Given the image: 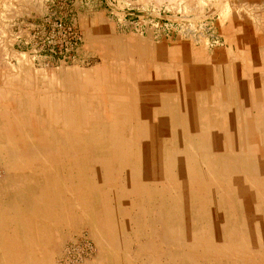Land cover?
<instances>
[{
    "label": "rangeland",
    "instance_id": "374dc122",
    "mask_svg": "<svg viewBox=\"0 0 264 264\" xmlns=\"http://www.w3.org/2000/svg\"><path fill=\"white\" fill-rule=\"evenodd\" d=\"M58 19H62L66 26L77 34L78 43L73 48L69 45L62 54L58 51L52 54L45 53L39 47L40 43L46 36L50 39L52 36H58ZM261 39L264 40V0H0V210L5 207L9 212L13 210L12 214L16 215L20 209L32 214L40 208L36 197L32 194L37 189H33L31 169L27 168L31 157H24V153L28 151V143L37 142L51 146L55 143L53 133L64 137L62 132L67 133L68 130L73 135H91L99 138L98 142L100 144L102 142L104 150L108 151L107 147L113 146L114 150L109 153H118L123 159L124 146L116 143L118 141L115 142L114 136L118 135L126 141L130 130L136 127L133 143L144 146L140 151L141 156L147 154L150 149L147 146L148 129L153 126L156 133L162 134L163 125L173 124L172 119L180 125L175 117L157 118L160 107L173 104L179 95L186 96L185 100H191L194 104L196 98L194 95L197 94L199 95L197 100L201 98L200 104L202 106L205 104V96L212 93V90L211 85L205 86L201 82V72L204 68L209 69L214 81L213 87L216 86L219 90L223 88L232 92L231 88L237 90L236 88L250 87V82H245L244 87L242 86L244 81L237 78V73L242 71L253 78L256 69L264 70V42H260ZM181 54L191 56L184 59ZM192 54L202 55L205 59L197 60ZM258 56L263 60H259ZM18 58L24 60L35 73L40 75L32 85L28 84L27 64L19 63ZM139 75H142L143 79L136 82ZM146 75L156 76L158 87L167 88L164 100L155 98L147 100V97L141 96L140 88L151 89L144 78ZM124 76L126 80L123 83L118 82L122 87L121 92L116 91L113 85ZM13 79L16 83H13ZM195 81L202 83L197 91H195L197 87L193 85ZM256 84L258 85V82ZM87 86L89 87L86 88ZM135 86L139 89L136 92L131 91ZM95 87L102 90L95 91L93 90ZM176 89L178 92L175 91ZM228 95L234 98L231 94ZM14 97L23 99L18 110L8 107ZM27 98L45 102L41 105L42 108L38 106L31 108L26 105ZM231 102L233 106H238L235 98ZM66 103L68 104L65 105ZM113 105L120 110L126 106L129 109L132 107V111L135 110L134 115L132 111L130 112L133 116L130 114L120 116L117 121L120 125L117 124V134H115V124L106 115L107 108ZM227 107L225 105V108ZM179 109L176 104L174 113L177 114ZM188 109L186 107V111ZM214 111L217 112L215 109ZM137 113L146 118H141L135 124L137 119H140ZM83 114L88 116L90 124L81 122ZM147 118L149 120H144ZM145 121L148 123H144ZM131 123L134 124L130 129ZM225 135L224 127L220 130V136L224 139ZM177 137L181 138L179 133ZM208 138L202 140L199 143L202 145L197 147L206 154H214L217 150L212 139ZM8 139L12 141L9 142ZM138 139H141L139 143H137ZM175 139L176 136L171 134L168 144L176 146ZM8 142L11 144L9 145ZM190 142L195 144L194 140ZM12 144L16 145L15 148H12ZM84 144L75 146L71 150L64 147L59 148L61 152L57 150L60 158L63 156L64 160L71 159L77 163L78 166L76 165L73 170L74 176L82 175L77 152L82 155L86 153L91 164L100 161L101 147L96 143ZM5 155L8 160L5 159ZM216 155L219 156L217 158L219 160L221 153L218 152ZM217 156L212 158L216 159ZM19 160L24 162L25 165H22L24 167L19 165ZM144 160L146 161L147 158ZM132 161L127 163L131 171L135 166V162ZM8 163L9 165H6ZM146 163H149L148 160ZM122 165L125 167L126 162H122ZM99 166V171L94 172V180L103 176V180L108 184L106 186L117 185L115 181L119 178L116 176L120 173L117 171L116 174L113 173L114 168L108 165L99 164ZM52 168L53 166H45L43 173L41 172L48 186L70 174L61 165L53 168V171ZM120 170L122 172V166ZM136 177L137 175H134L133 179ZM90 187L93 188L92 185ZM44 199L41 207L45 209L44 212L54 216L57 211L60 219L59 221L57 219L54 228L40 224L34 235L37 237V242L44 239V242L40 240L38 243V254L43 262L47 263L51 259L55 264H127L105 253L101 249V242L86 224H80L78 219L70 221L67 217H63L68 205L56 200L50 193L44 195ZM106 201L105 199L103 202L104 206L108 203ZM49 204L53 205L49 206ZM110 204L112 205L111 202ZM146 207L149 209L148 206ZM101 208L100 204L96 205L97 211ZM52 210L54 213L51 212ZM184 215L186 216V213ZM14 232L16 233V230ZM19 233L21 236V232ZM7 234L5 230L6 247L11 250L7 256L11 258L10 264H16L18 257L13 249V243L11 244L13 238L11 234ZM128 234L132 251L137 252L144 247L145 236L140 234L135 236L131 230H128ZM53 241L56 243L54 244ZM1 251L0 247V264H4L5 255ZM132 264L146 263L134 261Z\"/></svg>",
    "mask_w": 264,
    "mask_h": 264
},
{
    "label": "bare ground",
    "instance_id": "6f19581e",
    "mask_svg": "<svg viewBox=\"0 0 264 264\" xmlns=\"http://www.w3.org/2000/svg\"><path fill=\"white\" fill-rule=\"evenodd\" d=\"M245 40H247V37ZM260 42H264V40L261 39ZM192 55L197 60L205 59L202 55ZM181 56L188 59L191 55L181 54ZM18 59L19 63L27 64L21 58ZM258 59L263 60L259 56ZM26 70L28 84L32 85L33 81H37L40 75L35 73L28 64ZM255 71L254 79L247 74L245 75V72L237 73V78L244 81L242 86L244 87L245 82H250V87L236 88L237 90L231 88L232 92H228L223 88L219 90L216 86L213 87L212 75L209 69L204 68L201 72V82L205 86L211 85L212 93H208L207 90L208 95L205 96L203 106L200 104L201 98L198 101L197 97L199 95L197 96L194 92L196 94V96L194 95V98L196 97L194 104L191 100H185L186 96L181 97L182 95H179L173 104L159 108L157 118L170 116L172 119V117H175L179 120L180 125L175 122V119H172L174 120L173 124L163 125L162 134L158 131L156 133L153 126L148 129L149 143L147 146L150 149L148 153L146 152L147 154L144 153L142 156L144 159L147 158L149 163H146L147 160L145 161L140 155V151L144 146L133 143L136 137V131L134 130L136 127L131 128H133L134 123L130 125L131 130L126 141H123L118 135L114 136L115 142L118 141L116 143L124 146L123 159L120 158L122 156H119L118 153H109L114 150V148L112 149L113 146L107 147L108 151L104 150L102 142L101 144L98 142L99 138L91 135H73L68 130L67 133L62 132L65 135L64 137L53 133L55 143L51 146L37 142L28 143L27 153H22H24V157H31L27 168L31 169V172H29L34 181L33 189H37L32 194H34L33 197H36L40 208L32 214L26 212L25 209H20L16 215L12 214L13 210L9 212L5 207L1 208L0 247L1 252L5 255L3 263H11V258L7 256L11 250L6 247L7 242L5 243L6 230L7 235L11 234L13 238V242H11L12 240L10 242L13 243V249L18 257V259L16 258V264H55L51 259L47 263L42 261L39 257L40 254H38V243L42 239L37 242V237L34 236L37 228H40V224L54 228L57 219L58 221L60 219L55 209V213L53 210L51 211L54 213L53 216L51 213L47 214L44 212L45 209L41 208L45 200L44 195L50 193V195L55 196L56 200L68 205L64 210L65 216L63 217H67L70 221L78 219L77 221L80 224H86L101 242V249L105 253L107 252L109 256L118 258V260H122L127 264H132L134 261L146 264H264V70L259 71L256 69ZM142 77V75L137 76L136 82L142 81ZM144 78L151 89L144 90L140 88L141 96L147 97V100L154 98L164 100L167 88H159V84L156 83L157 77L154 75H146ZM125 80V76L119 78L116 81L117 84H112L113 88L121 92L122 87L118 82L123 83ZM201 82H194L193 85L197 87L196 90L194 89L195 91L198 90L199 85L202 84ZM256 82H258V85ZM13 83H16L14 79ZM96 89L97 91L102 90V88H93L95 91ZM138 89L135 86L131 91L136 92ZM228 94L234 96L238 102L237 107L231 104L234 98H230ZM22 100L20 97H14L8 107L18 110L21 107ZM34 100L27 98V107L34 108L38 106V108H42L41 105L45 101ZM176 104L180 108L177 114L173 111ZM225 105L228 107L225 108ZM186 107L189 108L188 111H186ZM132 110V107L129 109L127 106L122 110L114 105L107 108L106 115L115 124V134L118 133L117 121L120 116L130 114ZM134 112L135 110L132 111L133 115ZM132 114L130 116H133ZM139 115L137 113V117L140 119H137L135 124L141 118H146L144 115ZM81 118V122L84 124L91 123L88 116L83 114ZM148 118L144 120H149ZM213 122H216V124ZM144 123H148V121ZM224 127L226 135L223 139L220 136V130ZM178 133L181 138L177 137ZM171 134L176 136L174 141L176 146L168 144L170 142L168 138ZM207 138L212 139L214 143V148L217 150L214 154H206L201 148L197 147V145L201 146L202 144L199 145V143ZM192 140L196 145L190 142ZM140 141L141 139H138L137 143ZM159 141L162 143L161 145ZM83 143H96L101 147L100 161L97 164H91L86 157V153L82 155L77 152L82 175L74 176L73 170L78 166L77 163L71 159L64 160L63 156L60 158L57 150L60 147L71 150ZM17 145L19 144L17 143ZM114 145L118 146V144ZM14 146L16 145L14 144L12 148ZM79 150L81 151V149ZM218 152L221 153L219 160L217 159L219 156L216 155ZM12 154L14 155V153ZM212 156H217V160L213 159ZM1 158L4 157L1 156ZM15 158L13 159L15 160ZM5 159H7L6 155ZM131 160L135 162L132 171L127 164ZM122 162H126L125 167ZM99 164L114 168L113 173L115 172V174L116 171L120 173L116 176L119 179H115L117 185L106 186L108 184L103 180V176L94 180V172L99 171ZM6 165H9V163ZM19 165L25 164L20 162ZM60 165L70 174L66 175L65 178L63 176L64 179L55 181L52 186L46 185L47 183L42 175L45 166L58 168ZM121 166L123 168L122 172L120 170ZM134 175H137L136 179H133ZM105 199L108 201L106 206L103 205ZM97 204L102 206L99 211L96 209ZM50 209L52 208L50 207ZM184 213H186V216ZM158 222L160 223L158 224ZM8 230L12 231L13 234L12 232L9 233ZM14 230H16V233ZM128 230H131L135 236L140 234L146 237L144 247L137 252L132 251L129 246L131 240L128 237ZM19 232H21V236ZM42 235L44 234L42 233Z\"/></svg>",
    "mask_w": 264,
    "mask_h": 264
},
{
    "label": "built area",
    "instance_id": "2783aa9c",
    "mask_svg": "<svg viewBox=\"0 0 264 264\" xmlns=\"http://www.w3.org/2000/svg\"><path fill=\"white\" fill-rule=\"evenodd\" d=\"M58 27V36H52V39L49 36H46L40 43V48L45 53H57V51L62 54L63 50L68 48H73L74 45H77L78 38H76V33L73 32L70 28L66 26V24L62 21V19H58L57 22Z\"/></svg>",
    "mask_w": 264,
    "mask_h": 264
}]
</instances>
